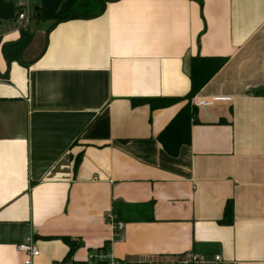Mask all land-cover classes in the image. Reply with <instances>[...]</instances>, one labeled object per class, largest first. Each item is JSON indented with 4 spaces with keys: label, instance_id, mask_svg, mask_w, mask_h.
Instances as JSON below:
<instances>
[{
    "label": "crops",
    "instance_id": "1",
    "mask_svg": "<svg viewBox=\"0 0 264 264\" xmlns=\"http://www.w3.org/2000/svg\"><path fill=\"white\" fill-rule=\"evenodd\" d=\"M51 25L32 32L26 65L0 47V264H22L30 242L39 264L103 245L127 264H264V0H114ZM23 26L3 21L2 42ZM196 56L227 62L174 157L159 135L187 104ZM150 203L154 221L129 220Z\"/></svg>",
    "mask_w": 264,
    "mask_h": 264
},
{
    "label": "trees",
    "instance_id": "2",
    "mask_svg": "<svg viewBox=\"0 0 264 264\" xmlns=\"http://www.w3.org/2000/svg\"><path fill=\"white\" fill-rule=\"evenodd\" d=\"M114 0H41V6H35V16L38 22H52L50 29L57 25L75 19H94L104 14L107 4ZM201 2V0H198ZM23 12L21 6L15 5L12 1L0 0V28L3 21H17L19 15ZM20 37L15 41L2 42L0 32V47L3 57L10 68L16 62L22 65L27 63L23 59L25 50L31 45L33 33L27 27L20 28ZM226 58L220 57H201L196 56L191 60V90L185 98L187 104L181 109L177 116L170 122L165 130L159 135V141L165 151L176 157L180 149L191 143L192 126L198 122L197 108L192 104V100L200 91L211 81V79L224 67ZM7 75L0 73V78H6ZM176 99H147L136 100L134 105L148 104L152 109H160L174 104ZM79 160L76 161L77 168ZM153 205H146L148 212L131 217L130 221H154L152 213ZM141 207V206H140ZM121 213H117L116 221H120ZM233 206L229 202L225 211V219L222 223L232 224ZM71 251L77 248V245L68 241Z\"/></svg>",
    "mask_w": 264,
    "mask_h": 264
},
{
    "label": "built area",
    "instance_id": "3",
    "mask_svg": "<svg viewBox=\"0 0 264 264\" xmlns=\"http://www.w3.org/2000/svg\"><path fill=\"white\" fill-rule=\"evenodd\" d=\"M19 5L23 8V12L19 15V20L24 22V27H27L31 21V16L24 11L30 9V0H22ZM113 225L116 235L124 228V223L116 221V217L111 215L109 217ZM20 252L26 254L22 264H39L36 259L40 257L39 248L32 242L20 245L18 247ZM219 259V258H217ZM179 264H201L203 258L194 253H186L178 260ZM52 264H127L126 260L116 257L107 245H103L94 251L89 252L84 258H66Z\"/></svg>",
    "mask_w": 264,
    "mask_h": 264
},
{
    "label": "rangeland",
    "instance_id": "4",
    "mask_svg": "<svg viewBox=\"0 0 264 264\" xmlns=\"http://www.w3.org/2000/svg\"><path fill=\"white\" fill-rule=\"evenodd\" d=\"M8 1H12L14 4H18V5H21L23 3L22 0H8ZM37 5L41 6V0H30V9L29 10L26 9V11H24L25 13L28 12L31 16V21L28 24L27 28L30 30V32H33V33H36L40 29L47 28L52 23L50 21L39 23L36 20L35 6Z\"/></svg>",
    "mask_w": 264,
    "mask_h": 264
}]
</instances>
